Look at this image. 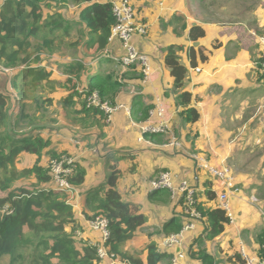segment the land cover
<instances>
[{
    "label": "crops",
    "instance_id": "1",
    "mask_svg": "<svg viewBox=\"0 0 264 264\" xmlns=\"http://www.w3.org/2000/svg\"><path fill=\"white\" fill-rule=\"evenodd\" d=\"M4 1L0 0V14ZM132 2L135 22L147 25V33L135 34L132 44L150 57L152 75L149 79L144 78L137 64L134 68L129 66L123 69V75H105L94 67L96 63L101 66L113 63L117 67L118 62L113 61H117L115 57L120 59L125 49L118 38L108 41L103 51H100L98 43L87 45L91 40V29L82 18V10L88 4H58L54 1L50 5H42L43 18L59 13L64 20V27L52 35L55 38L53 47L65 41L69 47L79 49L77 54H56L55 68H48L52 72L50 79L55 82V88L48 96L53 99V106L65 111L72 122L69 130L62 129L56 133V136L60 131L61 135L65 133L71 136L70 143L65 145L66 150L55 147L54 143L59 140H54L52 147L57 152L79 154L73 159L87 170L85 182L74 187L67 196V203L73 207L74 223L79 226L75 230L72 222L67 226V231H79L78 239L82 238L88 244L100 242L102 234L90 228L89 220L95 213L94 198L103 195L111 171L116 168L120 171L117 186L123 199L136 205L139 212L147 217L146 225L121 247L123 253L138 257L142 264H148V245L155 242L165 255L160 264H236L241 259L238 248L244 245L249 248V255L260 258L264 255V216L258 210L261 207L259 199L245 191L248 186L245 178L251 177V174L237 176L235 172L236 181L242 185H239L238 193L230 197L234 223L227 222L221 234L209 239L205 236L207 221L202 216L196 222L195 229L187 233L182 245L171 248L162 247V243L166 236L182 229L187 220L185 206L178 198L173 199L169 190L151 194L150 182L164 170L177 175V183L183 179L194 183V177L198 175V203L206 208H219L215 191L217 181L206 171L196 168L191 154L201 153L212 164H228L233 169L230 160L234 152H239L240 158L248 159L249 150L245 145L264 144V132L256 135L257 129L264 128V75L261 72L264 0ZM194 26L203 28L205 35L191 38L190 32ZM43 35L44 32H40L39 36L32 37V43H40ZM170 46L178 48L180 63L187 68L182 91L191 93L189 107H195L200 113L195 123L185 122L183 111L187 106L177 105L180 91L175 89V77L166 63ZM47 54H55V50L42 54V57ZM101 54L102 57L95 59ZM73 62L84 65L76 75L63 70L64 66ZM38 65L33 64L32 67ZM3 67L8 66L0 62V91L9 93L14 102L18 97L13 83L15 80L20 82L22 75H27L26 69L24 65H16L15 68L10 67V71H4ZM97 79L123 84L111 100L113 104L127 105L129 112L117 110L110 122L100 116L93 120L86 115L82 110L85 97L73 95L77 90L76 87L71 90L69 82L87 89ZM71 96L72 104L69 102L65 105L64 101ZM31 102L26 100V103ZM158 104L164 108L165 121L171 131L147 137L150 144L146 140L140 141L139 126L150 116L145 120H136L132 115L133 107L138 111L150 106V112ZM153 119L158 123V117ZM235 134L236 138L231 136ZM171 135L178 141L175 146H168ZM236 145H241L239 151L235 149ZM212 192L214 198H211ZM6 195L5 192L1 193V197ZM252 196L257 199L256 202L251 201ZM261 213L264 214V211ZM167 223L169 225L165 228ZM199 238L202 241L200 245L197 243ZM202 251L209 257L202 258ZM1 260H6L3 264L8 262L7 258Z\"/></svg>",
    "mask_w": 264,
    "mask_h": 264
},
{
    "label": "trees",
    "instance_id": "2",
    "mask_svg": "<svg viewBox=\"0 0 264 264\" xmlns=\"http://www.w3.org/2000/svg\"><path fill=\"white\" fill-rule=\"evenodd\" d=\"M54 1L58 4H88L82 10V18L91 29V40L87 45L98 43L100 51L105 50L114 25L112 3L104 0H5L3 3L0 14V62L7 68L24 65L27 75H22L20 82L15 80L13 83L21 97L20 103L18 99L12 102L9 93L0 91V258L9 256L10 264H18L19 260H28V264H99L96 247L82 238L78 239V235L73 233L79 226L74 223L73 207L67 203L69 194L51 188L50 168L42 162L47 158L50 164L52 158L60 157L63 152L53 149L52 139L44 138L41 134L48 129L45 125L47 122L38 124V118L34 119L33 116H36V112H47L53 106V99L44 91L49 88V92H52L55 82L50 79L52 72L43 65L47 57H42V54L53 51L55 38L52 35L64 27V20L59 13L43 18L42 5L47 6ZM40 32H44L43 39L34 46L32 37L39 36ZM204 35L205 30L199 26L191 29L193 39ZM167 50L166 63L175 77L174 87L180 91L177 105L187 106L183 111L184 120L195 123L200 113L195 107H189L191 93L182 91L187 68L180 63L177 47L170 46ZM33 64L39 65L32 67ZM83 68L81 62H73L64 66L63 70L76 75ZM122 86L119 81L97 79L91 87L82 88L73 95L86 98L90 92L98 91L103 100L112 103V95ZM72 98H67L65 105L69 102L72 104ZM26 100L32 102L26 103ZM27 106L34 108L35 114L24 113ZM82 110L93 120L98 116L107 118L99 108L88 107L86 99L82 101ZM149 110L150 106L138 111L133 107L132 115L136 120H145ZM49 120L54 122V119ZM27 156L34 158L33 163L21 167L22 159ZM86 175V168L75 160L68 180L74 188L85 182ZM119 176L120 171L113 168L103 195L94 198V216L102 215L108 220L110 235L106 245L110 250L133 264H142L138 257L121 250L125 242L146 225L147 217L139 212L136 205L123 199L117 186ZM18 183L24 184L18 188ZM157 191L165 192L167 189L151 190V194ZM2 192L7 195L1 197ZM214 197L212 192L211 198ZM197 207L207 221L206 238L211 239L225 230L229 220L223 209L206 208L199 203ZM72 222L75 230L67 231V226ZM201 242L199 238L197 243L200 245ZM148 253V264H160L165 257L155 242L149 243ZM201 256L209 257L203 251Z\"/></svg>",
    "mask_w": 264,
    "mask_h": 264
},
{
    "label": "built area",
    "instance_id": "3",
    "mask_svg": "<svg viewBox=\"0 0 264 264\" xmlns=\"http://www.w3.org/2000/svg\"><path fill=\"white\" fill-rule=\"evenodd\" d=\"M112 15L114 17V25L111 29L108 41H112L118 38L125 49V54L119 58L115 57V60L126 66L140 65L142 74L145 79H149L152 75V66L150 57L140 52L133 44L132 39L135 34L145 35L147 33V25L144 23H138L134 25L135 14L133 10L132 0H114L112 2ZM264 43V38H261ZM4 71H10L11 68L3 67ZM198 70V68L196 69ZM261 72L264 74V49L261 56ZM88 107L99 108L106 115V121L110 122L112 115L120 109H125L129 112L127 105L119 103L112 104L108 100H103L100 97L98 91L90 92L86 97ZM149 120L140 124L141 136L140 141L146 140L149 144L151 141L147 139V135L154 133L170 132L171 129L165 121L164 108L158 104L154 109L149 112ZM154 117L159 118V122H154ZM178 141L174 135L170 136L168 146H175ZM192 159L196 163L198 170H204L214 178L217 182V189H215L219 207L223 209L230 223L235 222V216L231 206V195L238 193L240 190L239 184L236 181V177L232 171V167L228 164L216 166L211 163L207 156L201 153H192ZM75 159L64 156L63 159H53L50 162V172L52 175V185L58 190L63 191L65 194L73 192V187L68 180V176L73 172V164ZM177 181V175L171 171H162L158 177L150 182L151 190L167 189L171 193L173 199L178 198L185 206V214L187 220L179 232L171 233L165 237L162 247H175L182 245L185 241V236L189 231H192L196 227V222L202 217V213L198 209L197 199V186L199 176L194 177V183H191L187 179ZM252 202H256L257 199L252 196ZM90 228L94 231H98L102 234V242L93 243L92 245L97 249L99 264H130L128 260L120 258V256L110 250L106 245V241L109 238L108 220L102 215H96L89 220ZM76 235H80L79 231L75 232ZM264 247V246H263ZM159 250V249H158ZM239 254L241 259L236 264H264V255L260 258L249 255L244 245L240 246Z\"/></svg>",
    "mask_w": 264,
    "mask_h": 264
},
{
    "label": "rangeland",
    "instance_id": "4",
    "mask_svg": "<svg viewBox=\"0 0 264 264\" xmlns=\"http://www.w3.org/2000/svg\"><path fill=\"white\" fill-rule=\"evenodd\" d=\"M36 44H37V42H34L33 45L35 46ZM56 45L57 46L54 48L55 54H49V55L47 54L46 55L47 60L44 62V65L47 66V69L49 67L55 68L56 62L54 64V61H56V60H54V59L56 58V56H55L56 54H58V53L61 55H64L65 53L77 54L79 51V49H77V48L69 47L68 42H65V41H61L60 43H57ZM100 57H102V54L98 55L97 59H99ZM113 62L114 63L118 62L117 63L118 68L115 66L116 64H113V63L102 64V66H101V64L96 63V64H94V67L101 70L102 72H104L105 75L106 74L123 75V69H127L129 67V66L121 64L119 61H113ZM135 66H136V64H135ZM135 66L131 65V68H134ZM11 68H15V67L12 66ZM127 71H129V70H127ZM262 75H264V74L262 73ZM69 84L71 86L70 87L71 90H74L76 87L75 90H77V92L81 91V87L77 83L70 81ZM49 91H50L49 88H46L44 91V94L45 93L48 94ZM74 93H75V91H74ZM17 97H18V103H20L21 97L19 96L18 93H17ZM59 104H61V103L59 102ZM34 110H35L34 108L27 106L26 109L24 110V113H28L30 115H33V114H35V113H33ZM263 112H264V110H263ZM33 116H34V119L38 118V120H36L38 124H45L44 122H47V124H45V125L48 129L41 132L43 137L47 138V139L52 137V139H53V140H51L52 142H54V140L55 141L59 140V142L54 143L55 147L57 149H61V148L65 149V145L70 143L69 138L71 136L68 134H65V133L63 135H61V131H60V134L57 136H56V133L59 130L63 129L64 131H66L67 129L69 130L71 128L72 122L70 121L71 119L69 118V115H67L65 113V111H60L59 107L54 105L47 112H43V111L42 112H36V116L35 115H33ZM49 119H54L55 122H51ZM78 131H79V129H78ZM263 132H264V128L257 129L256 135H258V134L260 135ZM231 136L236 138L237 135L235 134V135H231ZM73 139H75V138H73ZM240 146L241 145H236L235 149L237 151H239ZM245 146L249 150V152L247 154L248 159L240 158V153L236 152V154H235V152H234L232 155V158L230 160L232 162V165H233L232 171H233L235 176H236V173H237V176H238V174L239 175H245V174H251L252 175L251 177L247 176V178H245L248 180V184H247L248 186H247V189L245 191L248 194H254L259 199L258 203L261 207H258V210L263 217L264 214L261 212H262V210L264 211V144H262V146L255 145V144L254 145H245ZM67 155H68V157L75 158L79 154H73L71 152L69 154L66 151V152H63L62 154H60V157H56V158H52V159H63V157L64 156L66 157ZM244 155H246V154L244 153ZM32 162H33V158L27 156L26 158L22 159L20 166L21 167L22 166H30L32 164ZM42 163L45 166L48 165L50 168L49 160L47 158H45ZM256 181H260V182L258 183ZM23 184L24 183H18L17 187L19 188ZM239 185L241 186L242 183ZM262 231H264V230H262ZM100 235H101V233H100ZM254 239L256 240V238H254ZM257 240H258V237H257ZM99 241L102 242V236H101V239ZM238 249L240 250V247ZM246 250L250 254L249 248L247 246H246ZM6 258L8 259L7 261L9 262V259H10L9 256H6ZM5 261L6 260H1L0 264H3ZM8 262H6L5 264H10V262L9 263ZM18 264H28V260H27V262H22V260H19Z\"/></svg>",
    "mask_w": 264,
    "mask_h": 264
},
{
    "label": "bare ground",
    "instance_id": "5",
    "mask_svg": "<svg viewBox=\"0 0 264 264\" xmlns=\"http://www.w3.org/2000/svg\"><path fill=\"white\" fill-rule=\"evenodd\" d=\"M133 10H134V14H135V7H134V5H133ZM138 23L137 22H134V25H137ZM159 119V118H158ZM160 121V120H159ZM158 121V122H159ZM157 124V123H156ZM168 124V123H167ZM154 134H160V133H154ZM150 135H152V134H150ZM149 140V139H148ZM150 141V140H149ZM51 188L52 189H56V190H58L54 185H51Z\"/></svg>",
    "mask_w": 264,
    "mask_h": 264
}]
</instances>
